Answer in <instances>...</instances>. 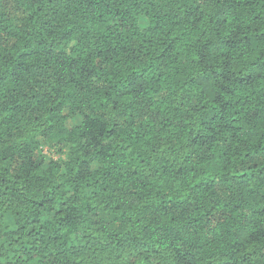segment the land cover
I'll return each mask as SVG.
<instances>
[{
  "label": "trees",
  "instance_id": "16d2710c",
  "mask_svg": "<svg viewBox=\"0 0 264 264\" xmlns=\"http://www.w3.org/2000/svg\"><path fill=\"white\" fill-rule=\"evenodd\" d=\"M0 264H264V0H0Z\"/></svg>",
  "mask_w": 264,
  "mask_h": 264
},
{
  "label": "rangeland",
  "instance_id": "374dc122",
  "mask_svg": "<svg viewBox=\"0 0 264 264\" xmlns=\"http://www.w3.org/2000/svg\"><path fill=\"white\" fill-rule=\"evenodd\" d=\"M44 153L47 158H60L64 157L63 152L60 151L59 147L45 145L43 147Z\"/></svg>",
  "mask_w": 264,
  "mask_h": 264
}]
</instances>
